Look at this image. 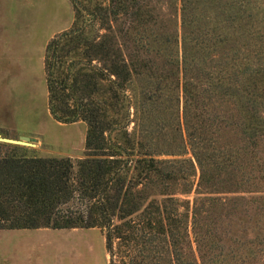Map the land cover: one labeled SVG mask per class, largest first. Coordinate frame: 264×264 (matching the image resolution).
I'll return each mask as SVG.
<instances>
[{
	"label": "trees",
	"instance_id": "16d2710c",
	"mask_svg": "<svg viewBox=\"0 0 264 264\" xmlns=\"http://www.w3.org/2000/svg\"><path fill=\"white\" fill-rule=\"evenodd\" d=\"M69 1V26L45 43L43 76L49 115L85 124L83 154L42 156L0 141V229L96 227L106 264L240 262L225 251L231 230L218 208L252 198L241 189L263 135L264 41L239 43L249 1L221 4L231 37L202 31V0H182L179 58L166 35L160 52L144 47V29L131 24L146 22L141 1ZM226 181L236 193L219 196Z\"/></svg>",
	"mask_w": 264,
	"mask_h": 264
},
{
	"label": "rangeland",
	"instance_id": "374dc122",
	"mask_svg": "<svg viewBox=\"0 0 264 264\" xmlns=\"http://www.w3.org/2000/svg\"><path fill=\"white\" fill-rule=\"evenodd\" d=\"M139 1L143 4L142 10L146 9L143 16L146 22L140 27L134 22L131 24L139 31L144 29L141 34L148 41L144 47L160 52L163 44L159 35H166L171 40L169 48L177 50L176 58H179L182 0ZM228 1H201L198 10L202 8L207 15L202 31L214 36L226 33L233 36L230 29L235 27L234 21L227 19L228 28L218 21L231 11L218 13L221 4ZM248 1L252 8L247 21L244 18L247 11L240 16L247 22L248 35L239 43L248 40L252 47L257 40L258 44L264 41V0ZM71 19L69 0H0V136L12 139L28 136V144L19 145L32 148L38 155L76 159L83 154L85 124L81 121L61 123L49 115L42 65L45 43L67 28ZM120 26L125 28L126 24ZM233 41L237 42L236 39ZM148 57L155 66H160V57H154L152 53ZM141 86L143 82L135 83V91L143 89ZM177 93L179 90L175 88L174 94ZM171 102L175 104L173 95ZM163 124L170 135L173 119L166 117ZM262 131L263 135L256 138L255 146L250 148L251 154L254 153L251 159L256 162L251 171L245 173L249 181L241 189L248 190L243 194L252 198L236 209L230 204L218 208L221 228L231 230L223 241L225 251L230 249L241 259L235 264H264V124ZM231 182L218 185L221 188L217 191L222 192L219 196L230 197L236 193ZM194 196L192 187L184 197L191 201ZM235 230L238 233L233 235ZM106 258L103 236L96 227L0 229V264H106Z\"/></svg>",
	"mask_w": 264,
	"mask_h": 264
},
{
	"label": "water",
	"instance_id": "95a60500",
	"mask_svg": "<svg viewBox=\"0 0 264 264\" xmlns=\"http://www.w3.org/2000/svg\"><path fill=\"white\" fill-rule=\"evenodd\" d=\"M29 137L21 135L18 139L5 138L0 136L1 142L12 143V144H28Z\"/></svg>",
	"mask_w": 264,
	"mask_h": 264
},
{
	"label": "crops",
	"instance_id": "0c3cea01",
	"mask_svg": "<svg viewBox=\"0 0 264 264\" xmlns=\"http://www.w3.org/2000/svg\"><path fill=\"white\" fill-rule=\"evenodd\" d=\"M107 259V258H106Z\"/></svg>",
	"mask_w": 264,
	"mask_h": 264
}]
</instances>
